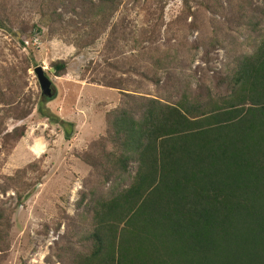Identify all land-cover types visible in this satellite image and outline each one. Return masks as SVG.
I'll use <instances>...</instances> for the list:
<instances>
[{
	"label": "trees",
	"instance_id": "16d2710c",
	"mask_svg": "<svg viewBox=\"0 0 264 264\" xmlns=\"http://www.w3.org/2000/svg\"><path fill=\"white\" fill-rule=\"evenodd\" d=\"M119 4L44 0L41 15L61 20V6L88 20L93 41ZM260 15L264 21V8ZM115 30L105 35L104 47L117 44ZM258 35L229 68L224 93L193 100L185 91L172 100L167 89L159 97L122 93L128 101L106 114L103 135L76 154L99 187L83 193L90 197V222L70 264H264V29ZM66 67L65 60L55 61L53 75L63 76ZM137 73L159 86L158 79ZM16 97L13 104L0 88V135L7 117L22 120L36 106L61 125L66 140L71 137L73 124L49 112L43 105L48 98ZM23 134L15 128L2 138L13 145ZM26 172L7 177V186L23 190ZM7 220L0 210V235Z\"/></svg>",
	"mask_w": 264,
	"mask_h": 264
},
{
	"label": "rangeland",
	"instance_id": "374dc122",
	"mask_svg": "<svg viewBox=\"0 0 264 264\" xmlns=\"http://www.w3.org/2000/svg\"><path fill=\"white\" fill-rule=\"evenodd\" d=\"M43 1L0 0L5 6L0 8V88L13 104L17 95L35 99L41 91L33 70L42 66L55 91L43 105L72 123L73 131L66 140L61 125L41 116L36 106L22 120L13 115L4 120L0 210L8 220L0 235V264H70L90 222V197L83 193L99 187L92 168L76 154L103 135L106 114L128 101L122 93L159 97L167 89L172 100L183 91L192 100L209 91L224 93L221 83L235 58L250 52L264 29V0H119L104 33L92 41L88 20L59 6L61 20L51 23L41 15ZM112 26L118 42L106 48ZM157 58L162 65L155 66ZM57 60L67 62L60 77L53 75ZM130 63L138 69L131 70ZM137 70L158 79L159 86ZM15 128L24 134L11 145L2 135ZM24 168L22 181L28 184L17 192L6 178Z\"/></svg>",
	"mask_w": 264,
	"mask_h": 264
},
{
	"label": "water",
	"instance_id": "95a60500",
	"mask_svg": "<svg viewBox=\"0 0 264 264\" xmlns=\"http://www.w3.org/2000/svg\"><path fill=\"white\" fill-rule=\"evenodd\" d=\"M33 72L36 76L41 95L48 99L52 98L55 91L52 88L50 79L45 75L43 67L37 66L34 68Z\"/></svg>",
	"mask_w": 264,
	"mask_h": 264
},
{
	"label": "crops",
	"instance_id": "0c3cea01",
	"mask_svg": "<svg viewBox=\"0 0 264 264\" xmlns=\"http://www.w3.org/2000/svg\"><path fill=\"white\" fill-rule=\"evenodd\" d=\"M59 115H62L61 113L59 114ZM62 118H64V117H62ZM69 121V120H68ZM71 121V120H70Z\"/></svg>",
	"mask_w": 264,
	"mask_h": 264
},
{
	"label": "built area",
	"instance_id": "2783aa9c",
	"mask_svg": "<svg viewBox=\"0 0 264 264\" xmlns=\"http://www.w3.org/2000/svg\"><path fill=\"white\" fill-rule=\"evenodd\" d=\"M25 45H26V42H25Z\"/></svg>",
	"mask_w": 264,
	"mask_h": 264
}]
</instances>
